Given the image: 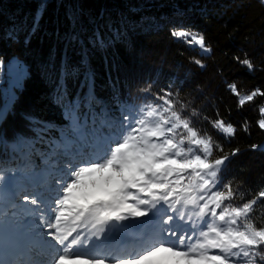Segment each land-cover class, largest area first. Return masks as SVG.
Segmentation results:
<instances>
[{"label": "trees", "instance_id": "trees-1", "mask_svg": "<svg viewBox=\"0 0 264 264\" xmlns=\"http://www.w3.org/2000/svg\"><path fill=\"white\" fill-rule=\"evenodd\" d=\"M38 9L42 15L32 33ZM72 16L85 43L94 29L105 36L110 28L122 32L106 49H89L98 110L103 101L132 112L146 104L168 107L160 97L171 93L172 109L222 147L211 158L229 156L220 176L232 184L235 196L225 203L240 206L257 198L264 190V129L258 126L264 95L243 105L240 100L264 93V0H0V167L14 168L22 148L36 156L41 145L36 140L58 136L70 121L52 102L48 68L52 60L59 67L65 55L71 64L80 62V48L64 40ZM177 30L203 36L211 51L174 37ZM13 66L25 70L19 85L10 83ZM82 80L83 75L68 81L73 95L89 93ZM216 121L231 124L234 134L214 127ZM249 218L264 226V199H257ZM254 260L264 264L262 257Z\"/></svg>", "mask_w": 264, "mask_h": 264}, {"label": "snow or ice", "instance_id": "snow-or-ice-1", "mask_svg": "<svg viewBox=\"0 0 264 264\" xmlns=\"http://www.w3.org/2000/svg\"><path fill=\"white\" fill-rule=\"evenodd\" d=\"M40 15L38 9L32 33ZM70 20L72 30L64 40L66 46L80 48V62L71 64L65 55L59 67L50 61L48 71L53 85L52 102L68 113L76 128H81L86 123L81 119L85 103L91 107L98 99L94 93L95 73L88 63L89 49H106L122 32L110 28L111 35L105 36L94 29L85 43L84 30H76L74 16ZM172 35L180 38L190 33L177 30ZM12 38L18 39V34ZM29 40L30 35L25 43ZM190 42L211 51L203 36L193 35ZM196 63L203 67L200 61ZM243 63L252 66L250 60ZM81 75V88L87 86L90 91L73 95L68 81ZM231 87L235 91V86ZM258 94L264 95L253 92L240 104L252 101ZM170 95L160 97L168 107L146 104L137 112L124 114L119 131L93 148L91 154L88 150L83 155L74 153L59 169L61 175L54 181L55 196L23 195V204L34 206L24 211L37 217L36 227L59 246L51 264H254L258 250L264 246V226H257L249 217L257 199H264V190L240 206L225 203L235 196L232 184L222 183L220 176L229 156L211 158L214 149L223 151L222 147L182 119L172 109L167 99ZM260 113L264 115V107ZM3 120L0 112V122ZM258 126L264 129V119L258 121ZM214 127L228 135L235 132L231 124L226 126L223 121H216ZM238 151L233 150L231 155ZM6 180L7 175L0 171V186ZM150 213L158 227L140 251L108 255L88 250L109 226L148 217ZM8 246L14 252L11 242ZM5 264L16 262L11 259Z\"/></svg>", "mask_w": 264, "mask_h": 264}, {"label": "rangeland", "instance_id": "rangeland-1", "mask_svg": "<svg viewBox=\"0 0 264 264\" xmlns=\"http://www.w3.org/2000/svg\"><path fill=\"white\" fill-rule=\"evenodd\" d=\"M192 36L193 35L190 34L188 37L180 38L185 39L193 46H200L195 42H190ZM24 73V69L13 66L9 73L10 83L12 85H19L23 79ZM102 106L103 111L98 110L99 107L95 105L89 107V105L85 103L83 110L84 114L81 117L82 122L86 121L84 126L76 128L74 121H69L66 126L58 131V137H49L52 143L50 140H45V143H50L51 148L49 147L50 150L48 153L46 152V155H42L38 152L40 156L39 158L37 156V162H35L33 158L29 159L26 154L27 158H25L26 156L24 158L21 157L20 163L12 164V166H15L14 168L5 166L0 167V171L7 175V180L0 186V236L7 234L6 232L16 235L17 237L20 234L26 235V238L20 239V243L23 241L29 242V239L42 242L43 244H49L48 242L52 241L50 237H46L45 233L39 234V231L41 232L43 229H28L30 226L36 225L37 217L29 216L24 211L25 208H34V206L31 204H23L22 197L24 194L29 193H40L45 197L55 196L56 192L54 189L57 186L54 181L61 175L59 169H62L64 164L72 159L67 153L76 151V149L79 148L82 149L84 154V151L89 147L87 150L89 151L88 153L91 154L93 148L119 131L122 116L132 112L125 107H111L105 101L102 102ZM43 139L44 138H42V140ZM37 141L42 144L41 140H36V142ZM32 144H34V142L30 143L29 146ZM22 147L24 146L20 145L19 149ZM23 152H25L23 148L17 152L19 157ZM46 180L48 181V186L40 187L37 185L39 181L45 183ZM161 215H163V213H161ZM150 224L153 225V229L158 227L153 221L151 213L148 217L131 219L121 222L120 224L111 225L101 239L91 242L89 248L105 243L106 237L109 236H127L129 239L132 233H138L140 235L144 232L143 228H147ZM53 248L56 250L59 246ZM258 252L259 255L256 257H262L264 260V246H261Z\"/></svg>", "mask_w": 264, "mask_h": 264}, {"label": "bare ground", "instance_id": "bare-ground-1", "mask_svg": "<svg viewBox=\"0 0 264 264\" xmlns=\"http://www.w3.org/2000/svg\"><path fill=\"white\" fill-rule=\"evenodd\" d=\"M87 149H89V147ZM77 152L83 155L82 149L79 148L76 149V151H72L71 153L68 152L67 154L72 157L73 154ZM47 182L48 181L46 180L45 183H42L43 187L48 186ZM28 229L35 230L39 228H37L36 225H33ZM143 229L144 232L142 234L139 235L138 233H132L129 239L127 238V236H109L110 241L100 244L99 246L91 247L88 250L92 251L93 253L103 251L108 255H121L125 252H138L144 247V245L148 242L150 236L156 230L155 228L153 229V225L151 224L147 228ZM6 233L7 234H3L2 236H0V264H5V261H10L11 259L14 260L16 264H31V262L33 261L35 262V264H40V262L36 260L38 258H36V256L34 255L36 251H34L33 249H39L41 254L49 255V258H47L46 260L42 259L44 260V264H51L52 259L58 254V252L56 251L57 249L55 250L53 248L56 246L54 241L48 242L49 244H43L42 242L29 239V242L23 241L22 243H20V239L26 238V235L20 234L17 237L16 235L9 234L8 232ZM41 233L43 234L44 231H39V234ZM9 242L14 245V252L11 248H9Z\"/></svg>", "mask_w": 264, "mask_h": 264}]
</instances>
